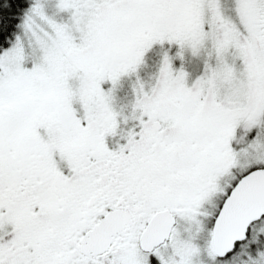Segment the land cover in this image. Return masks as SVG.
Instances as JSON below:
<instances>
[{"label":"snow or ice","instance_id":"1","mask_svg":"<svg viewBox=\"0 0 264 264\" xmlns=\"http://www.w3.org/2000/svg\"><path fill=\"white\" fill-rule=\"evenodd\" d=\"M0 264H264V0H0Z\"/></svg>","mask_w":264,"mask_h":264},{"label":"rangeland","instance_id":"2","mask_svg":"<svg viewBox=\"0 0 264 264\" xmlns=\"http://www.w3.org/2000/svg\"><path fill=\"white\" fill-rule=\"evenodd\" d=\"M147 73H143L142 74V79L147 80ZM133 81L132 80H126L124 82V86H123V94H126L128 96L129 99L132 98V88H133ZM131 96V97H130Z\"/></svg>","mask_w":264,"mask_h":264},{"label":"flooded vegetation","instance_id":"3","mask_svg":"<svg viewBox=\"0 0 264 264\" xmlns=\"http://www.w3.org/2000/svg\"><path fill=\"white\" fill-rule=\"evenodd\" d=\"M131 97V96H130Z\"/></svg>","mask_w":264,"mask_h":264}]
</instances>
